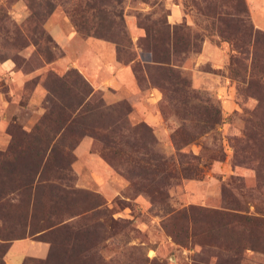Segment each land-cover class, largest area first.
<instances>
[{"label": "rangeland", "instance_id": "1", "mask_svg": "<svg viewBox=\"0 0 264 264\" xmlns=\"http://www.w3.org/2000/svg\"><path fill=\"white\" fill-rule=\"evenodd\" d=\"M48 1L33 29L0 0V264H264V0L114 4L123 99L63 62L78 0ZM159 41L193 94L146 76Z\"/></svg>", "mask_w": 264, "mask_h": 264}, {"label": "trees", "instance_id": "2", "mask_svg": "<svg viewBox=\"0 0 264 264\" xmlns=\"http://www.w3.org/2000/svg\"><path fill=\"white\" fill-rule=\"evenodd\" d=\"M23 1H25L30 14L32 15L33 29H37V24L40 23L42 18L44 19V17H48L55 6L48 0ZM120 2L121 0H78L76 4L73 5V9L66 10V15L68 16L75 32H77L82 39L94 38L111 42L115 46V59L119 62H130L132 61L131 59L124 60L123 57H121V54H125V51H123L125 45L122 43L126 42V32L124 30L122 10H116L114 6V4H117V6L120 5ZM254 35H260L264 38V34H260L257 31L254 32ZM166 42L167 44L171 43V41ZM164 44L165 41H159V46L151 43L148 47V64H144L142 67L146 76H149L151 70L156 71L157 74L162 77V81H170L171 78H173L174 82H172V84H177L171 90L173 93L179 94L185 90L190 94H193V91L188 89L186 82L166 67L168 64V49L164 47ZM183 46H186V44L183 43ZM136 72V68L131 69V73L135 74ZM157 87L160 90H165V85L160 83H158ZM125 112L128 113L129 109L127 108ZM214 124L217 123L215 122ZM175 140L176 139L172 136V142L177 144V141ZM0 158L7 159L6 152L0 153ZM237 164L239 163L237 162V157L234 155L231 167L234 168ZM223 191H225V189H222V192ZM216 215L220 219V224L229 217L228 213L221 211L217 212Z\"/></svg>", "mask_w": 264, "mask_h": 264}, {"label": "crops", "instance_id": "3", "mask_svg": "<svg viewBox=\"0 0 264 264\" xmlns=\"http://www.w3.org/2000/svg\"><path fill=\"white\" fill-rule=\"evenodd\" d=\"M48 33L64 49L63 62L69 63L86 77H95L94 89L106 87L109 93H113L112 96L122 99L132 94L135 87L132 73L128 67L116 62L111 44L92 38L81 39L67 26L57 23L48 25ZM154 120L155 117L147 116V122L155 124Z\"/></svg>", "mask_w": 264, "mask_h": 264}]
</instances>
